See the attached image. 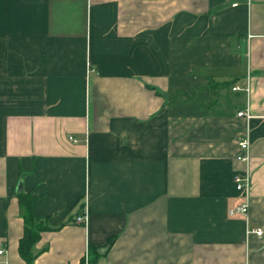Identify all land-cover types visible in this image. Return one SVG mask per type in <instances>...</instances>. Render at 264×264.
I'll return each instance as SVG.
<instances>
[{"label": "crops", "instance_id": "crops-1", "mask_svg": "<svg viewBox=\"0 0 264 264\" xmlns=\"http://www.w3.org/2000/svg\"><path fill=\"white\" fill-rule=\"evenodd\" d=\"M22 192L33 264H264V0H0V264Z\"/></svg>", "mask_w": 264, "mask_h": 264}, {"label": "built area", "instance_id": "built-area-1", "mask_svg": "<svg viewBox=\"0 0 264 264\" xmlns=\"http://www.w3.org/2000/svg\"><path fill=\"white\" fill-rule=\"evenodd\" d=\"M234 89L239 88V86H234ZM238 115H245L246 117H251L250 110L248 109H241L238 112ZM70 139L76 141L77 139L75 138L74 135L69 136ZM239 145H240V152L237 155V159L244 163L246 166L245 171H237L234 174V181L237 190L240 192L241 195V201L237 203L234 206H231L229 208V213L231 215L233 214H241L243 215L247 220H249V212H250V199H251V186H252V181H251V173L249 169V162H250V145L251 141L249 138V134L246 136L242 137L239 140ZM76 220L78 222H83L86 223L88 220V213L85 210L82 214L78 215ZM248 233H256L258 235H263L264 231L261 226H250L248 225L247 228ZM6 251L4 247H0V254H3ZM98 264H106L104 261L98 262Z\"/></svg>", "mask_w": 264, "mask_h": 264}, {"label": "trees", "instance_id": "trees-1", "mask_svg": "<svg viewBox=\"0 0 264 264\" xmlns=\"http://www.w3.org/2000/svg\"><path fill=\"white\" fill-rule=\"evenodd\" d=\"M21 213L24 218V232L19 242V252L25 259L26 264H33L35 257L42 250H35V244L40 239L42 232L55 229L60 225L53 224L47 216L34 211L33 203L35 196L30 193H19Z\"/></svg>", "mask_w": 264, "mask_h": 264}]
</instances>
